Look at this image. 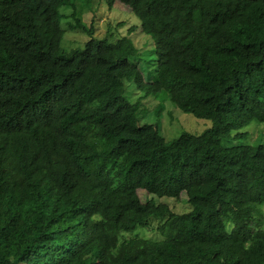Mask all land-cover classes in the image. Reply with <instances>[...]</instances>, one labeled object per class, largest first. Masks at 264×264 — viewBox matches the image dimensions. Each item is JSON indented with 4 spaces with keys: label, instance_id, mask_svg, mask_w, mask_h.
Returning <instances> with one entry per match:
<instances>
[{
    "label": "trees",
    "instance_id": "1",
    "mask_svg": "<svg viewBox=\"0 0 264 264\" xmlns=\"http://www.w3.org/2000/svg\"><path fill=\"white\" fill-rule=\"evenodd\" d=\"M66 1L0 0V264H264V230L245 222L264 203V144L221 145L264 123V0H103L141 26L163 4L187 28L153 43L147 84L130 55L101 52L105 38L80 23L76 6L71 27L91 38L59 48ZM129 77L145 97L211 127L165 140L139 121ZM87 150L95 160L85 165ZM137 190L183 194L189 210L142 202ZM152 216L162 219L159 240L119 241Z\"/></svg>",
    "mask_w": 264,
    "mask_h": 264
},
{
    "label": "rangeland",
    "instance_id": "2",
    "mask_svg": "<svg viewBox=\"0 0 264 264\" xmlns=\"http://www.w3.org/2000/svg\"><path fill=\"white\" fill-rule=\"evenodd\" d=\"M66 2L67 4H62L57 9L60 17L59 27L62 31L59 48L66 52L82 48L84 43L91 38L85 30L71 27L75 24V18H71L72 6H76L78 9L75 11V17L80 20V23L84 27L92 29L93 37L105 38L104 44L100 45L101 52L115 57L124 54L130 55L129 63L138 66L145 84L155 79L156 62L153 43L163 38L167 30H173L177 38L184 37L187 31V28L179 21L174 12L163 4L152 5L145 17V22L143 21L145 25L142 23L141 26V22L135 15L117 7L108 9L103 0H67ZM134 48L136 52L130 54ZM124 92L129 101L137 104L139 121L156 125L165 140L175 139L182 132L200 134L211 127L210 121L197 119L183 113L168 101H161L159 97L155 96L145 97L146 95L142 91L135 88L131 77L124 82ZM239 133L244 135L237 139L230 137L222 141L221 145L264 144V123L250 122L241 128ZM87 138L94 148L93 150H98V145L92 140L90 134L87 135ZM87 151L88 158L84 161L85 165L93 163L95 160L94 152ZM137 194L142 202L153 200L156 204L166 205L174 213L189 210V205L183 194L180 195L178 200L152 197L141 190H137ZM251 210L245 221L246 224L251 229L260 228L264 230V203L254 205ZM161 220L152 216L146 227H137L131 233H121L119 241L131 236L159 240L160 237L156 227ZM222 220L227 228L233 222V213L225 207L222 208Z\"/></svg>",
    "mask_w": 264,
    "mask_h": 264
}]
</instances>
